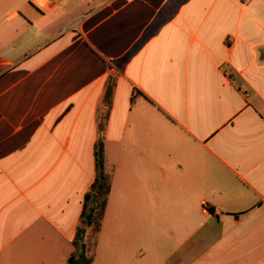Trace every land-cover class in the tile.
Segmentation results:
<instances>
[{
	"label": "crops",
	"instance_id": "0c3cea01",
	"mask_svg": "<svg viewBox=\"0 0 264 264\" xmlns=\"http://www.w3.org/2000/svg\"><path fill=\"white\" fill-rule=\"evenodd\" d=\"M101 120L93 264H264V0H0V264L76 260Z\"/></svg>",
	"mask_w": 264,
	"mask_h": 264
},
{
	"label": "trees",
	"instance_id": "16d2710c",
	"mask_svg": "<svg viewBox=\"0 0 264 264\" xmlns=\"http://www.w3.org/2000/svg\"><path fill=\"white\" fill-rule=\"evenodd\" d=\"M115 78L110 77L107 83V96L112 91ZM101 135L95 145V180L85 194L83 209L73 240L77 250V264H93L94 251L101 223L105 214L107 199L111 190V175L105 168L104 121H100ZM91 231V239L87 242V233Z\"/></svg>",
	"mask_w": 264,
	"mask_h": 264
},
{
	"label": "water",
	"instance_id": "95a60500",
	"mask_svg": "<svg viewBox=\"0 0 264 264\" xmlns=\"http://www.w3.org/2000/svg\"><path fill=\"white\" fill-rule=\"evenodd\" d=\"M68 264H77V261L75 260L74 257L70 258Z\"/></svg>",
	"mask_w": 264,
	"mask_h": 264
},
{
	"label": "rangeland",
	"instance_id": "374dc122",
	"mask_svg": "<svg viewBox=\"0 0 264 264\" xmlns=\"http://www.w3.org/2000/svg\"><path fill=\"white\" fill-rule=\"evenodd\" d=\"M71 251H73V252H75V253L77 252V250L75 249V247H72V248H71Z\"/></svg>",
	"mask_w": 264,
	"mask_h": 264
},
{
	"label": "built area",
	"instance_id": "2783aa9c",
	"mask_svg": "<svg viewBox=\"0 0 264 264\" xmlns=\"http://www.w3.org/2000/svg\"><path fill=\"white\" fill-rule=\"evenodd\" d=\"M49 1L54 2V1H56V0H49Z\"/></svg>",
	"mask_w": 264,
	"mask_h": 264
}]
</instances>
